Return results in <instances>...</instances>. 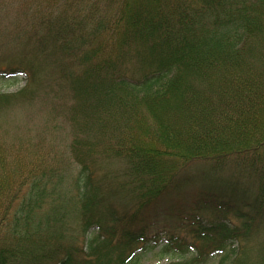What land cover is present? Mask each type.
Returning <instances> with one entry per match:
<instances>
[{
  "label": "trees",
  "instance_id": "16d2710c",
  "mask_svg": "<svg viewBox=\"0 0 264 264\" xmlns=\"http://www.w3.org/2000/svg\"><path fill=\"white\" fill-rule=\"evenodd\" d=\"M15 73L0 264H140L160 233L194 249L163 264L231 241L220 262L264 264V0H0V76ZM34 102L63 152L9 169L1 115ZM199 163L220 189L182 200Z\"/></svg>",
  "mask_w": 264,
  "mask_h": 264
},
{
  "label": "rangeland",
  "instance_id": "374dc122",
  "mask_svg": "<svg viewBox=\"0 0 264 264\" xmlns=\"http://www.w3.org/2000/svg\"><path fill=\"white\" fill-rule=\"evenodd\" d=\"M26 79L24 74L15 73L13 76L3 77L0 76V92H15L25 85ZM39 104L34 102L32 104H13L8 107H14L11 111L6 114H2L1 117L5 118V121L1 124L7 127V132L1 135V141L4 145L10 149L8 150L9 162L6 166L9 169H13L12 164L17 162L21 167L22 171L30 166L31 162L41 158L42 156H55L60 155L63 152L64 136L63 130L57 131L52 125L46 122L47 112L45 109L51 107L52 104L44 103ZM46 107V108H45ZM203 165V166H202ZM204 164H192L191 167L185 169V174L190 178V182H186L181 188V198L184 200L188 195H192L198 189H207L211 187L210 190L217 193V189H220L219 185L221 182L211 180L209 177L204 176L201 169H204ZM206 168V167H205ZM21 170V169H20ZM183 172V175H185ZM224 179L226 181L229 179V175L224 173ZM231 221L238 222L239 220L232 218ZM171 231V229H170ZM181 234H187L182 231ZM263 234L252 235L250 243H256L261 240ZM150 237V236H148ZM191 237L185 235L183 239L189 243ZM253 242V243H252ZM166 240L164 235L160 233L158 240H148L147 246L141 250L140 264H163L170 260L171 256L189 257L194 254V249L190 246L183 251H179L172 248H164ZM237 242L231 241L227 244L224 251L212 252L208 254L204 261L199 264H227L228 260L220 262L222 256L227 254L231 256V250L236 248ZM250 252L255 249V246H250Z\"/></svg>",
  "mask_w": 264,
  "mask_h": 264
}]
</instances>
